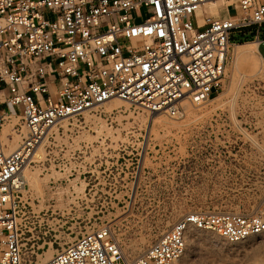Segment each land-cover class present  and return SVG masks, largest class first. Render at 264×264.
Listing matches in <instances>:
<instances>
[{
  "label": "built area",
  "instance_id": "built-area-1",
  "mask_svg": "<svg viewBox=\"0 0 264 264\" xmlns=\"http://www.w3.org/2000/svg\"><path fill=\"white\" fill-rule=\"evenodd\" d=\"M218 1L222 8L208 10ZM262 25L264 0H0V264H26L25 228L34 215L26 171L63 119L117 97L184 120L185 101L202 109L223 90L233 35ZM47 55L51 61L42 62ZM44 65L57 82L56 100L38 79ZM18 115L12 132L21 143L7 151L1 135ZM193 229L215 233L241 264H251L264 211L187 214L130 261L104 226L41 264H189Z\"/></svg>",
  "mask_w": 264,
  "mask_h": 264
},
{
  "label": "rangeland",
  "instance_id": "rangeland-1",
  "mask_svg": "<svg viewBox=\"0 0 264 264\" xmlns=\"http://www.w3.org/2000/svg\"><path fill=\"white\" fill-rule=\"evenodd\" d=\"M246 39L232 42L219 96L202 109L185 103L190 109L184 120L152 114L114 97L54 128L42 145L44 160L30 163V171H38L44 183V197L28 185L34 215L25 228L26 264L49 259L79 235L104 226L130 261L187 214L264 211V71H249L236 88L231 81L242 64L234 49ZM114 101L124 105L114 106ZM12 118L3 131L12 126ZM81 181L86 183L84 196L74 191L73 184L81 186ZM66 188L78 205L65 200ZM66 204L70 212L63 208ZM189 236L194 240L188 263L241 264L215 233L193 229ZM259 238L249 256L251 264L264 234ZM217 242L223 244L215 246Z\"/></svg>",
  "mask_w": 264,
  "mask_h": 264
},
{
  "label": "bare ground",
  "instance_id": "bare-ground-1",
  "mask_svg": "<svg viewBox=\"0 0 264 264\" xmlns=\"http://www.w3.org/2000/svg\"><path fill=\"white\" fill-rule=\"evenodd\" d=\"M208 6L212 7V9H215V10L219 9V6H218L217 3H210V4H208ZM234 54H235L236 58H238L241 61V63H242L236 69L237 70L236 72L239 73V75L234 73V76L232 75V77H231V78H233V80H231V81H233V84H235L234 88H236L242 82V80L245 78L246 74H248L249 71H252V70H257V71H260V72L264 71V58L262 57V55H261V53L259 51L258 43L256 41H251V42L245 43L243 45L236 44V47L234 49ZM187 102L188 101H185L184 104L187 103ZM112 105L120 107V106H122L124 104H122V101H114V104H112ZM190 105H191V103H190ZM125 107L128 108L129 107L128 104H126ZM188 109H190V108H188ZM154 114H156V113H154ZM164 116H166V115H164ZM86 117L89 118L88 113H86ZM160 118H161V120L159 122H162L163 118L162 117H160ZM18 120L19 119L16 116H13V118H12V123H13L12 126L13 125H17ZM12 126L8 125L6 127V129H5V131H3L4 132L3 140H5L6 142H8L10 140L9 141V143H10L9 145L10 146H9V148H7V151H13V150L17 149L19 147L20 143H21V136L16 134V133L14 135V140H12L10 137H8V135H10ZM26 130L24 129L25 134L28 131V130L27 131ZM99 133H100V131H99ZM246 135H247V133H246ZM248 136L250 137V135H248ZM42 145L43 144L39 145L34 150L33 155H32L33 161H37L38 162V161L44 160V158L46 156V154H45L46 152H45V150H44ZM29 168H30V166L28 167V169L26 171L27 172L26 174H27V181H28V185H29L30 190L32 192L34 191L35 193H37V195H40L41 197H44V187H43L44 183L42 182V179L39 178L38 171L32 172V170L30 171ZM58 175H60V174H58ZM46 181H44L45 184H46ZM81 184H82L81 186H77L75 183L73 184L74 185V191L77 192L78 196H80V195L84 196V189H85L86 183L84 181H81ZM46 188H48V187L46 186ZM64 192L67 193V195H68V198L65 199V200H67L68 203H73V204L78 205V203L76 202V198L75 197H73V196H72L73 198L69 197L70 195H72V193H71L72 191H70L69 188L64 189ZM59 193H61V192H59ZM45 195H46V193H45ZM60 197H64V196H62V194H60ZM60 197H58V198H60ZM61 201H62V199H61ZM60 206H62V205H60ZM63 208H66L67 211L70 212L72 207H71V205H69V204L67 205L66 204V206H63ZM54 226H56V223L54 224ZM190 237L191 236H189V234H188V239H187L188 251H187V254H186V258L187 259H188L189 254H190V249H189L190 242H192L194 240V239H191ZM221 244H223V243L222 242H217L214 245L215 246H221ZM258 246H260V247L256 250L255 258H254V264H264L261 261L262 257L264 256V239L261 240L260 245H258ZM47 260H49L47 257H41V258H39L38 262L41 264V263L46 262ZM39 263H37V264H39Z\"/></svg>",
  "mask_w": 264,
  "mask_h": 264
},
{
  "label": "crops",
  "instance_id": "crops-1",
  "mask_svg": "<svg viewBox=\"0 0 264 264\" xmlns=\"http://www.w3.org/2000/svg\"><path fill=\"white\" fill-rule=\"evenodd\" d=\"M227 8L229 10H231V8L229 6ZM237 35H238V38H237ZM244 38H247L246 40H248V42L256 41L258 43L259 51H260L262 57L264 58V55L262 53V46L264 44V25H262V27L258 31L254 29V30H248V31H245L242 33H236L233 35V40H235V41H237L238 39H244ZM50 61H51V56L47 55L42 62L48 63ZM54 61L58 62L57 59H54ZM49 76H50L49 67L44 65V74L40 75V77H38V79L45 81L47 83L51 97L56 98L57 91H58L57 82L49 79ZM40 100L43 103H46L47 95L42 96V97L40 96Z\"/></svg>",
  "mask_w": 264,
  "mask_h": 264
}]
</instances>
